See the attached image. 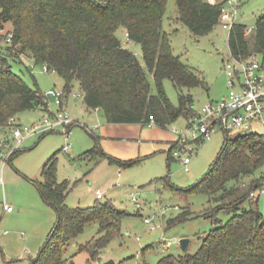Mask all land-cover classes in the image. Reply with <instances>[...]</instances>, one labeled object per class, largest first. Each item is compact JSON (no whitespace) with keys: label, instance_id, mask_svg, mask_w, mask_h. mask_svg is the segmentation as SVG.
<instances>
[{"label":"trees","instance_id":"1","mask_svg":"<svg viewBox=\"0 0 264 264\" xmlns=\"http://www.w3.org/2000/svg\"><path fill=\"white\" fill-rule=\"evenodd\" d=\"M226 1L176 0L178 18L193 33L207 34L221 23ZM167 4L168 0H0V27L11 21L14 32L13 43L0 49V124L25 109L48 107L45 92L13 70L12 60L24 55L58 71L67 92L78 80L87 107L103 109L109 122L146 124L153 115L158 125L167 127L181 115H195L194 97L183 88L203 80L173 51L163 24ZM120 26L141 44L143 60L117 35ZM247 28L237 21L230 29L231 55L264 58V15L250 33ZM147 69L156 92L151 90ZM165 78L179 88L178 104L168 96ZM96 139V145L85 154L121 164L141 159L121 160L103 149L99 136ZM19 151L14 150L9 161ZM173 157L169 151L168 161ZM57 163V156H51L42 167L43 180L36 181L43 198L58 212V222L35 260L38 264H67L66 246L92 221L99 223V234L91 240L92 246L89 242L81 248L94 255V249H103L121 231L128 214L112 199L98 198L90 206L66 204L70 180H58ZM171 186L184 196L205 192L209 204L200 214L212 217L214 226L196 252L168 254L158 264H264V211L259 203L264 188V134L245 132L231 139L227 132L223 151L201 180L187 187ZM221 212L229 218L223 219ZM193 213L187 206L168 224L189 219Z\"/></svg>","mask_w":264,"mask_h":264},{"label":"rangeland","instance_id":"2","mask_svg":"<svg viewBox=\"0 0 264 264\" xmlns=\"http://www.w3.org/2000/svg\"><path fill=\"white\" fill-rule=\"evenodd\" d=\"M262 15L264 0H242L239 22L254 28L256 20ZM178 17L176 0H168L163 24L169 32L174 53L203 80L197 86L183 88V92L193 95L194 107L200 110L206 102L219 99L229 91L225 60L232 57L228 41L230 28L218 23L211 32L197 35ZM4 28L12 29V22H6ZM117 35L143 60L141 44L128 37L124 26L117 29ZM262 58V55H258L259 60ZM44 63L24 55L22 59L12 60V67L30 85H38L44 92L50 88L64 87V77L53 69L45 71ZM147 74L151 90L156 92L155 80L148 69ZM164 87L172 102L178 104L180 90L174 81L165 78ZM47 102L46 108L37 106L20 111L14 115L15 122L22 127L32 125L46 113L59 109L55 96L47 98ZM64 102L67 112L76 122L70 130L69 123L61 124L46 133L25 134L19 142L13 136V127L0 129V139H10L12 145L20 150L11 161L3 156L5 162L2 163L0 158L3 196L14 208L3 211L0 204V264H38L35 260L45 249L58 222L55 206L43 198L36 184V181L43 180L42 167L53 155L57 156L58 180H70L66 204L93 205L98 199L96 191L100 189L104 193L101 200L112 199L128 212L123 217L121 231L103 249H94V255L81 245L89 242L93 245L91 240L99 234V223H87L85 229L66 246L64 255L67 264H102L108 259H114L115 264H158L168 254H184L180 244L182 237L190 238L187 251L196 252L214 226L212 217L200 214L209 204V197L201 191L189 196L181 195L171 184L187 187L201 180L223 151L227 132L233 139L245 131H226L219 127L210 139L192 145L194 150L190 154V170L185 169L180 157L174 156L168 161L164 151L141 157L132 164H121L106 157L85 154L86 150L96 145L99 136L96 124L102 116L105 117V113L103 109L87 107L78 80L67 92ZM187 123L188 118L181 115L168 128L183 129ZM68 143L71 146L65 149ZM133 196L138 200H134ZM259 203L264 211V193L260 195ZM187 206L194 215L169 225L168 220ZM220 216L226 220L230 215L221 212ZM167 239L172 240V244H165ZM50 247L51 244H48L47 253Z\"/></svg>","mask_w":264,"mask_h":264},{"label":"built area","instance_id":"3","mask_svg":"<svg viewBox=\"0 0 264 264\" xmlns=\"http://www.w3.org/2000/svg\"><path fill=\"white\" fill-rule=\"evenodd\" d=\"M242 0H227L222 7L221 23L226 28H232L238 21L239 6ZM0 30V49L13 43V30ZM253 27L246 29L250 33ZM225 71L228 76L229 91L221 98L206 102L196 114L188 118V123L183 129H173L176 140L172 149V155L182 158L186 170H190V154L194 150V144L199 145L210 139L219 128L226 131L242 129L245 132H260L264 134V58L258 59L257 55L247 58L231 57L225 60ZM44 70L49 71L48 64L44 63ZM46 99L55 96L58 104L57 111H50L44 117L32 125L22 127L15 120L16 116L10 117L8 123L0 124V129L13 127V136L22 141L25 134L46 133L54 130L58 125L72 123L74 119L67 112L64 97L67 90L63 86L50 88L45 92ZM147 125L157 124L155 117L151 115ZM70 143L64 146L69 149ZM17 146H13L10 139H0V158L4 163ZM18 149V148H17ZM5 157V159L3 158ZM264 193V188L261 189ZM4 193V180L0 175V204L3 211H12L14 208L6 201ZM258 191L253 192L256 195ZM97 197L102 198L104 193L97 189ZM134 200H138L133 196ZM149 221V218H146ZM165 239V238H164ZM167 245L172 240H166Z\"/></svg>","mask_w":264,"mask_h":264},{"label":"crops","instance_id":"4","mask_svg":"<svg viewBox=\"0 0 264 264\" xmlns=\"http://www.w3.org/2000/svg\"><path fill=\"white\" fill-rule=\"evenodd\" d=\"M96 125L103 149L121 160L150 156L161 151L168 155L176 140L173 130L158 124L109 122L102 116Z\"/></svg>","mask_w":264,"mask_h":264},{"label":"water","instance_id":"5","mask_svg":"<svg viewBox=\"0 0 264 264\" xmlns=\"http://www.w3.org/2000/svg\"><path fill=\"white\" fill-rule=\"evenodd\" d=\"M189 243H190L189 237H182L180 239V244H181V247L184 251H187ZM102 264H115V260L114 259H108V260L103 261Z\"/></svg>","mask_w":264,"mask_h":264}]
</instances>
